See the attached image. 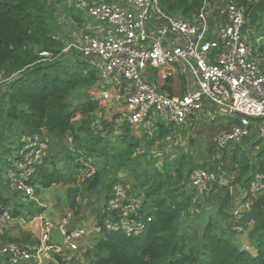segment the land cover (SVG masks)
I'll use <instances>...</instances> for the list:
<instances>
[{
  "label": "trees",
  "instance_id": "trees-1",
  "mask_svg": "<svg viewBox=\"0 0 264 264\" xmlns=\"http://www.w3.org/2000/svg\"><path fill=\"white\" fill-rule=\"evenodd\" d=\"M55 1L67 2L0 0V74L5 77L4 83L0 84V169L7 165V172L26 145L38 139L46 149L41 161L34 163L30 183L35 187V194L54 184L75 185L87 165L95 170L92 179H83L84 191H96L95 199L87 198L86 202L93 207L91 212L98 211L101 198L106 203L96 222L102 236L84 251L89 264H264V192H250L255 174L264 173V144L254 150L264 139L256 138L251 143L253 158L242 161L236 160L241 145L236 144L227 168L235 174L232 184L248 191L242 199L254 201L252 209L239 222L241 230L238 231L234 229L236 223L232 214L236 195L228 184L216 181L208 197L205 195L194 201L195 192L189 187L191 172L200 165L217 171L213 162L193 161L191 157H185L184 152L180 159L163 154L167 135L175 132L172 124L158 120L152 136L148 131L137 136L133 132L134 126L117 121L119 114L111 120L101 115L100 99L90 91L95 85L98 88L108 86L103 85L99 71L87 58L75 49L65 50L74 37L69 38L67 44L68 35L61 36L63 30ZM86 1L89 5L94 3L93 0ZM222 1L210 0L212 4ZM236 1L246 7L247 17L253 7L258 6L259 13L253 21L259 22L257 26L261 27L260 34L256 35L264 34V0ZM202 5L203 0H160L163 11L185 19L195 16ZM85 33L90 32L82 30L78 39ZM43 51L49 55L42 56ZM171 81L169 78L168 82ZM162 89L175 92L169 85ZM102 97L108 100L104 94ZM217 120L211 121L210 129L215 128ZM222 120L217 126L222 130L239 122L235 116H226ZM118 128L123 131L116 132ZM156 143L158 151L166 156L162 166H158L159 157L154 154L158 151L151 152ZM57 145L62 150L56 151ZM215 151L213 142L209 152ZM237 165L241 168L237 169ZM121 171L126 175L119 176ZM120 184L129 185L128 193L143 194L139 208L131 215L146 222L140 234L127 235L106 227L105 222L110 217L107 208ZM6 188L10 189L7 175L5 184L0 185V210H8L14 219L26 221L43 212L44 208L34 203L32 205L36 207L32 209L31 204L15 202L4 195ZM14 194L19 193L15 191ZM203 201L218 207V213L223 218L229 217V222L224 220L226 225L218 227L209 214L208 222L205 223L204 217L202 228H198L199 238L195 240L182 219H187L192 208L201 207ZM78 205L80 208L81 204L73 199L71 206H77V213ZM113 216L114 220L120 218V215ZM229 230L248 234L255 253L233 241L228 236ZM31 235L30 231H24L20 237H12L7 231L2 239L21 244L31 241ZM77 251L81 253V247ZM54 257L45 264H74V257L69 259L65 251ZM0 264H7V258L2 254Z\"/></svg>",
  "mask_w": 264,
  "mask_h": 264
},
{
  "label": "built area",
  "instance_id": "built-area-1",
  "mask_svg": "<svg viewBox=\"0 0 264 264\" xmlns=\"http://www.w3.org/2000/svg\"><path fill=\"white\" fill-rule=\"evenodd\" d=\"M246 12V7L236 0L215 5L203 0L199 12L191 19L166 13L160 0L94 2L88 6L87 14L109 25L111 32L103 36L85 33L71 41L65 50L75 49L87 58L99 71L103 85L117 90V96L113 97L120 99L126 108L118 119L120 124L139 126L167 119L184 125L201 114L210 121L219 116H235L239 122L221 130L215 138L214 158H219L230 144L240 143L252 133L257 139H264V71L259 55L243 34ZM213 16L219 18V23H213ZM41 55L48 56L49 52L43 51ZM160 67L167 68L161 73L162 79L169 77V69L179 70L190 88L183 94L163 90L151 79L153 70ZM104 97L112 100L107 93ZM44 149L46 145L35 139L26 145L20 158L13 160L7 178L19 194L33 197L35 187L30 181L34 163L41 161ZM218 179L219 172L213 169L194 168L189 182L195 192L194 201L205 196ZM128 188V184L116 186L105 224L108 229L127 235L140 234L146 222L131 215L141 200H127ZM263 190L264 173H256L250 192ZM253 205L250 198L235 202L232 211L235 227L241 229L238 224ZM113 215L120 218L114 220ZM14 220L8 210H0V254L6 256L7 264H45L55 254L79 250V242L90 231L87 222L83 219L75 222L71 212L59 219L40 214L29 220L39 221L37 239L20 244L2 239ZM53 230L61 231L66 249L53 242Z\"/></svg>",
  "mask_w": 264,
  "mask_h": 264
},
{
  "label": "rangeland",
  "instance_id": "rangeland-1",
  "mask_svg": "<svg viewBox=\"0 0 264 264\" xmlns=\"http://www.w3.org/2000/svg\"><path fill=\"white\" fill-rule=\"evenodd\" d=\"M100 1H106V0H100ZM255 1V0H252ZM96 2V1H92ZM56 5V14L59 17V21L61 22V27L63 31H60L61 36L62 35H68L66 38V42L68 44L69 38L74 37L73 39L76 40L79 37V33L82 32V30H87V26L84 25V22L89 23L90 16L87 14V8L89 6V1L86 0H67L66 3L61 1H55ZM215 5V4H213ZM73 7V8H72ZM73 12L80 18H77L74 16ZM259 9L258 6L255 5L252 9V11L249 13L247 17V24L245 25V28L243 29V34L249 38L251 41L254 50L256 54L262 53L264 55V34L262 35H256L261 31V27L259 28L257 26V22L253 21L255 17L258 15ZM92 18V17H91ZM82 20V21H81ZM253 21V22H252ZM82 23V24H81ZM80 25H82L80 27ZM264 30V29H262ZM260 34V33H259ZM255 38L253 40V37ZM71 40V41H74ZM70 41V42H71ZM69 42V43H70ZM260 54V55H262ZM170 70V69H169ZM164 71H167L166 67H160L156 70H153V77L151 78L153 81L156 80L158 85H162L164 83L163 80H161L160 76L161 73ZM173 71V70H172ZM180 74L179 70L173 71L174 76V83L178 87L180 83V77L177 75ZM5 77L0 74V84L4 83ZM91 93H94L97 98L100 99V104L103 108V112L101 115L104 116V118H107L108 120H111L115 114H119L120 116H117L118 119L125 113V105L122 104L120 99L116 100L117 96V90L114 87H102L98 88L97 85H95L91 91ZM107 93L109 96L112 97V100L103 99L102 94ZM80 116H77L79 118ZM222 116H220V119L215 122V128L210 129L211 121L207 118L203 117L202 121H199L200 119L197 118L194 121L187 122V126L184 128L183 125H177L176 123L174 126V131L170 135H167L166 137V147L164 148V153L167 155H170L169 157L171 159H180L181 153L184 152L186 155L185 157H191L193 161L200 162L202 164L206 162H213L212 165L216 166L217 172H219V182H222L223 184H228L234 192H236L235 189H237V185L232 184V180L234 178V173H231L229 171L228 166L231 164V160L233 158L234 150L236 148V145L233 147L232 150L225 149L219 158H214L215 153L212 154V152H209V148L212 147L213 142H215V137L217 133L220 132L221 129H219L217 126L223 121L221 119ZM194 118V117H193ZM222 118H226L223 116ZM162 122L168 124L167 119H161ZM124 124V123H123ZM186 125V124H184ZM133 132L134 134H137V136L143 135V133L147 132L152 136L153 132L157 130V124L155 120L149 121L144 125L140 126H134ZM123 131V128H118L116 132ZM60 139V138H59ZM248 139H251V142L248 143ZM256 139V138H255ZM251 136H247L244 141L238 145H240L238 153L235 157L237 161H242L244 159H252V145L251 143L255 140ZM246 140V141H245ZM164 141H162L163 143ZM164 143V144H165ZM157 144H155L154 149L151 151L154 153L155 151H158ZM264 144V140L259 141L257 147L254 148V150H258V147L262 148ZM70 146V147H69ZM68 147L71 149H75L73 145H69ZM56 151L62 150V147L57 145ZM65 151V150H64ZM63 151V152H64ZM31 154V151L29 152ZM154 154H157L159 157L158 160V166H162V164L166 160V156L162 155L161 151H158ZM212 154V155H211ZM257 154V153H256ZM209 155V156H208ZM14 157V156H13ZM209 159V161H208ZM58 160V159H57ZM206 161V162H205ZM200 167H204V165H200ZM3 170L0 169V185L5 184L6 175H7V165L2 166ZM237 169L241 168V165H237ZM94 169L87 165L86 168H83L81 170V173L78 175V182L74 184H54L49 188H42L38 193H34L32 198H27L23 193L20 194H14L15 190L10 186V189L4 190V195L10 197L15 202H24L27 205L31 204L32 209H34L36 206L44 208L41 215H44L46 217L52 218V219H59L61 216L71 212L74 214V221L79 222L82 217L83 220L87 222L89 232L85 235V237L79 242V245L81 247V253L78 251H67L66 254L70 257H74V264H89V261L85 258V253L87 249L91 248L93 244L95 243V240L99 239L102 234L100 233V228L97 227V218L103 213L105 210V203L106 200L104 198L100 199L99 208L96 212L92 211V206L88 204L87 198H91L92 200L95 199L96 191H84L83 187V179H92ZM126 173L121 171L119 173V176H125ZM221 178V179H220ZM216 182V181H215ZM215 182H213L212 186L210 187V190L206 194V197H208L211 193L213 186L215 185ZM9 183V181H8ZM79 187V189H74ZM121 187V186H119ZM118 187V191L120 188ZM191 187V186H189ZM14 190V191H13ZM217 190V189H216ZM241 194H239L237 200L241 199V197L245 196L248 191L240 190ZM263 191H260L259 193H262ZM220 193V191L218 192ZM130 194V196H126L127 200H132L134 198H139L141 200V195L143 194H132V192L127 193ZM125 193V195H127ZM73 199L78 203L81 204V207L78 210L79 213H77V206L75 208H72L71 203ZM89 199V200H91ZM203 200H206L204 198ZM86 202V204H85ZM34 203L36 206L32 205ZM201 210V211H200ZM202 210L204 212H202ZM227 210V209H226ZM209 214H211L214 217V220L217 221V226L220 227L221 225H226V222H229V217L223 218L222 215L218 213V207L207 204V201H203V204L201 207L194 206L192 208V212L190 213L189 217L186 219H182V223L184 225L188 226V229L190 231V234L193 236L195 240L199 238L198 236V228H202V224L204 221V217L206 218L205 223L208 222ZM207 216V217H206ZM225 220V221H224ZM223 221V222H222ZM39 221H26L22 220V218H15V220L10 224L8 232L11 234L12 237H20L24 231H30L31 237L39 235ZM234 229H239L238 227H234ZM239 229L238 231H240ZM237 231V232H238ZM234 232L229 230L228 236H230L233 241H236L241 244L245 249H248L255 253V248L250 243V236L246 233L241 232Z\"/></svg>",
  "mask_w": 264,
  "mask_h": 264
},
{
  "label": "crops",
  "instance_id": "crops-1",
  "mask_svg": "<svg viewBox=\"0 0 264 264\" xmlns=\"http://www.w3.org/2000/svg\"><path fill=\"white\" fill-rule=\"evenodd\" d=\"M90 21H89V23H86V21L84 22V25L85 26H87V27H85V28H87V31H89L90 33H97L98 35H100V36H103V35H105V34H107V33H109V32H111V27L109 26V25H107V24H105V23H103V22H100V21H97V20H95V19H93V18H91V16H90ZM212 19H213V23L215 24L216 22L217 23H219V18H215V16H213L212 17ZM260 54H262V53H260ZM259 54V57H260V67H261V69L264 71V55L262 54V55H260ZM169 73H170V75H169V77L168 78H166V79H162L161 77V80H163L164 81V83L162 84V85H159V86H164V85H169V86H171L173 89H175V92L176 93H184V92H186L187 91V89L188 88H190V84L189 83H187V80H186V78L184 77V76H182L181 74H177L179 77H180V83H179V85H178V87L175 85V83H174V76H173V71L172 70H169ZM151 75H153V74H151ZM172 75V76H171ZM169 78H172V81L171 82H168V79ZM155 82H156V84H157V81L156 80H154ZM158 85V84H157ZM197 118H199L200 120L199 121H202V118H203V114H201V116H195L194 118H192V119H190L189 121L191 122V121H194L195 119H197ZM223 119V118H222ZM188 121V122H189ZM146 124V123H145ZM168 124H172V125H174L172 122H168ZM141 125H144V124H141ZM140 126V125H139ZM187 126V124L186 125H183V127L185 128ZM222 130V129H221ZM220 130V131H221ZM218 134V133H217ZM217 136V135H216ZM249 136H251V137H253L254 139L256 138V136H255V134H251V135H249ZM247 137V136H246ZM245 137V138H246ZM216 138V137H215ZM244 138V139H245ZM244 140H242V142H243ZM246 141V140H245ZM248 141V143L249 142H251V139H248L247 140ZM242 142H240V144L242 143ZM238 144V143H237ZM234 145H236V144H230L226 149H230V150H232L233 149V147H234ZM209 156V155H208ZM208 161H209V159H208ZM206 162V161H205ZM221 179V178H220ZM231 188V187H230ZM231 190H232V188H231ZM236 190V192H235V195L236 196H234V201L236 202L237 201V199L236 198H238V196H239V194H241V188L238 186L237 187V189H235ZM242 198V197H241ZM234 202V203H235ZM234 206V204L232 205V210H233V207ZM231 210V211H232ZM38 236V235H37ZM37 236H32V240L33 239H37Z\"/></svg>",
  "mask_w": 264,
  "mask_h": 264
},
{
  "label": "water",
  "instance_id": "water-1",
  "mask_svg": "<svg viewBox=\"0 0 264 264\" xmlns=\"http://www.w3.org/2000/svg\"><path fill=\"white\" fill-rule=\"evenodd\" d=\"M52 240L54 243L62 245L64 247V249H66V247L63 245V242H62V233L60 230H53Z\"/></svg>",
  "mask_w": 264,
  "mask_h": 264
},
{
  "label": "clouds",
  "instance_id": "clouds-1",
  "mask_svg": "<svg viewBox=\"0 0 264 264\" xmlns=\"http://www.w3.org/2000/svg\"><path fill=\"white\" fill-rule=\"evenodd\" d=\"M218 181V180H217Z\"/></svg>",
  "mask_w": 264,
  "mask_h": 264
}]
</instances>
